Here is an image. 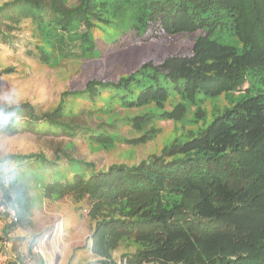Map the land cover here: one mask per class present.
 <instances>
[{"label":"trees","instance_id":"obj_1","mask_svg":"<svg viewBox=\"0 0 264 264\" xmlns=\"http://www.w3.org/2000/svg\"><path fill=\"white\" fill-rule=\"evenodd\" d=\"M10 9L50 33L52 55L63 59L96 55L95 32L110 29L127 11L133 12L137 32L201 31L190 54L160 64L146 61L117 80L91 79L50 109L39 110L29 101L0 105V130H51L109 141L105 119L89 122L110 107L162 105L174 90L214 94L243 87L248 73H264V0H78L74 5L9 0L0 5V15L19 20ZM224 15L238 26L243 49L212 36ZM44 46L33 51L44 52ZM71 98L83 104L75 107ZM0 187L16 208L19 225L41 199L84 200L93 224L86 246L105 264H119L113 252L125 239L143 245L124 257L131 264L156 262L189 239L199 245L187 264H264V93L245 95L198 134L136 164L102 169L63 148L53 157L42 151L3 156ZM37 237H29L32 247ZM245 244L253 252L244 253Z\"/></svg>","mask_w":264,"mask_h":264},{"label":"rangeland","instance_id":"obj_2","mask_svg":"<svg viewBox=\"0 0 264 264\" xmlns=\"http://www.w3.org/2000/svg\"><path fill=\"white\" fill-rule=\"evenodd\" d=\"M6 1L9 0H0V5ZM65 1L69 5L78 2ZM9 11L19 20L0 15V28L4 33L0 34V86L7 88L12 85L15 89V96L11 99L8 95L0 98V105L5 107L29 101L39 110L50 109L69 92L84 89L91 79L117 80L146 61L160 64L169 56L190 54L201 31L168 33L156 27L145 33L137 32L131 26L133 12L127 11L125 15L118 16V21L110 29L95 32L96 55L63 59L52 55L56 46L48 41L52 40L48 38L50 33H42L39 27H34L35 23L20 17L15 9ZM212 36L222 43L244 48L238 26L229 15H224L220 22L215 23ZM47 41L49 44H46ZM44 44L47 52L33 51ZM256 93H264V73H248L243 87L222 89L214 94L201 89L194 95L174 90L162 105L151 103L132 109L110 107L100 113L99 118L89 122L93 125L105 119L109 141L69 137L51 130H0V152L6 156L42 151L53 157L63 148L76 157L95 162L102 169L113 163L136 164L161 154L175 140L184 141L198 134L217 114L245 95ZM71 102L75 107L83 104L73 98ZM96 103L100 108L104 105L101 99ZM58 226L60 229L55 232ZM92 228L84 200L70 195H56L39 200L29 220L20 226L0 223V244L9 242L18 254V262L26 264H105L86 246ZM31 233L38 235L39 239L46 238L40 243L45 258L33 252L34 258H31L28 251ZM189 243L168 251L156 262L144 264H187L189 253L199 245L198 241L191 239ZM142 247L140 241L125 239L113 252V258L119 264H131L124 257ZM242 250L246 254L251 253L253 246L245 244Z\"/></svg>","mask_w":264,"mask_h":264},{"label":"built area","instance_id":"obj_3","mask_svg":"<svg viewBox=\"0 0 264 264\" xmlns=\"http://www.w3.org/2000/svg\"><path fill=\"white\" fill-rule=\"evenodd\" d=\"M3 155L0 152V159H2ZM8 222L9 224L19 225V216L16 208L12 205V203L5 196L2 188L0 187V223ZM60 227L58 226L56 231H59ZM34 234H29V237L33 239ZM31 239V240H32ZM46 238L39 239L37 244L31 246V242L28 245V251L33 257V253L39 254L45 258L44 250L42 245L40 244ZM18 262V254L12 250L11 244L9 242H4L0 244V264H20ZM121 264V263H120Z\"/></svg>","mask_w":264,"mask_h":264},{"label":"clouds","instance_id":"obj_4","mask_svg":"<svg viewBox=\"0 0 264 264\" xmlns=\"http://www.w3.org/2000/svg\"><path fill=\"white\" fill-rule=\"evenodd\" d=\"M6 95H8L9 99L15 96L14 86L10 85L7 88L0 86V98H4Z\"/></svg>","mask_w":264,"mask_h":264},{"label":"crops","instance_id":"obj_5","mask_svg":"<svg viewBox=\"0 0 264 264\" xmlns=\"http://www.w3.org/2000/svg\"><path fill=\"white\" fill-rule=\"evenodd\" d=\"M43 257V256H42ZM36 260V259H35ZM18 263H20V264H26V263H24V262H18Z\"/></svg>","mask_w":264,"mask_h":264}]
</instances>
